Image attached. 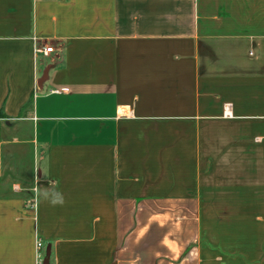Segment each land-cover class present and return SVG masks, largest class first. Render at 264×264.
<instances>
[{"label":"crops","instance_id":"1","mask_svg":"<svg viewBox=\"0 0 264 264\" xmlns=\"http://www.w3.org/2000/svg\"><path fill=\"white\" fill-rule=\"evenodd\" d=\"M47 252L264 264V0H0V264Z\"/></svg>","mask_w":264,"mask_h":264},{"label":"built area","instance_id":"2","mask_svg":"<svg viewBox=\"0 0 264 264\" xmlns=\"http://www.w3.org/2000/svg\"><path fill=\"white\" fill-rule=\"evenodd\" d=\"M52 50L51 46H45L41 51H43L44 53L50 52ZM40 248V244L37 243V250ZM37 261L40 263L41 261V254L40 252L37 253Z\"/></svg>","mask_w":264,"mask_h":264},{"label":"water","instance_id":"3","mask_svg":"<svg viewBox=\"0 0 264 264\" xmlns=\"http://www.w3.org/2000/svg\"><path fill=\"white\" fill-rule=\"evenodd\" d=\"M42 264H49V253H46V257L43 259Z\"/></svg>","mask_w":264,"mask_h":264},{"label":"rangeland","instance_id":"4","mask_svg":"<svg viewBox=\"0 0 264 264\" xmlns=\"http://www.w3.org/2000/svg\"><path fill=\"white\" fill-rule=\"evenodd\" d=\"M247 211V210H246Z\"/></svg>","mask_w":264,"mask_h":264}]
</instances>
